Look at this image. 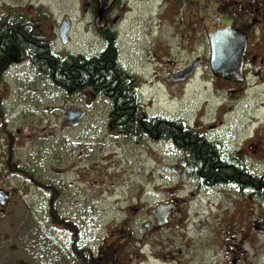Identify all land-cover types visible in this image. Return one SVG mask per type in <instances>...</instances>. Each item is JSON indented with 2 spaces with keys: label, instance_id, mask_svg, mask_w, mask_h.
<instances>
[{
  "label": "rangeland",
  "instance_id": "rangeland-1",
  "mask_svg": "<svg viewBox=\"0 0 264 264\" xmlns=\"http://www.w3.org/2000/svg\"><path fill=\"white\" fill-rule=\"evenodd\" d=\"M6 4L16 6L27 20H38L40 13L46 15L47 22L39 28L61 56L66 53L94 56L104 46L98 33L104 23L99 29L96 24L97 0L94 4L91 0L90 5L85 0H0V13L1 6ZM157 5V1L128 0L117 6L111 2L103 10L106 23L117 32L122 64L138 78V94L147 101V112L210 130V137L221 143L223 153L240 149V157L246 159L250 171L264 169V80L256 77L259 73L256 63L248 66L244 84L226 86L215 78L212 81L209 79L212 75L202 67L207 48L200 32L190 35L183 16L168 12L171 8L164 3ZM66 17L70 32L68 42L62 44L58 29ZM195 59L203 63L188 81L171 78L170 74L175 75ZM22 70L24 73L19 72V77L13 78L10 69L6 78V108L14 112L21 130L18 141L23 147L15 159L29 170L40 167L47 172L46 176L66 183L69 211L61 210L60 215L84 219L82 244L87 253L94 252L96 247L104 249V245L98 244L102 237L107 243L112 241L113 229L123 227L119 222L128 214V206L148 209L175 198L185 202L163 236L200 237L199 243L203 245L210 237L204 229L207 224L209 227L211 218L220 223L216 217H229L233 221L238 214L245 221L244 232L249 238L251 227L258 220L253 196L228 191L222 198L226 210L211 216L205 199L199 200L190 193L194 184L185 181L183 186L174 175L173 168L181 159L175 149L168 144L113 137L114 133L107 129L110 105L102 97L66 95L34 70ZM60 107L81 109L85 116L76 126L69 125L61 117ZM36 150L41 151L40 156H36ZM162 173L166 174L165 182L158 180ZM6 184L16 194L9 214L0 217V264H79L68 256L65 233L51 228L46 214L21 207L23 201L28 205L34 202L33 192L28 187L24 191L17 179ZM238 200L244 202L245 208L232 209ZM137 212L131 213L132 224L139 227L137 236H140L144 231L139 223L145 217L142 211L139 215ZM177 224L180 227H175ZM187 225H190L187 230L179 229ZM111 247L113 244L107 248L110 252ZM131 262L124 259L112 264Z\"/></svg>",
  "mask_w": 264,
  "mask_h": 264
},
{
  "label": "flooded vegetation",
  "instance_id": "flooded-vegetation-1",
  "mask_svg": "<svg viewBox=\"0 0 264 264\" xmlns=\"http://www.w3.org/2000/svg\"><path fill=\"white\" fill-rule=\"evenodd\" d=\"M127 1L128 0H112V4L117 6L118 4L125 3ZM136 1L150 2L151 0ZM90 2L91 0H85L86 4L90 5ZM92 3L94 4V0H92ZM163 3L171 8V10L167 9L168 12L173 11L178 13L180 16H183L186 27H188L189 32L191 33L190 35H194L196 33L199 34L200 32L205 40L207 48V55L204 62L205 65L202 66L201 63H203V61L195 59L191 64H188L186 67L181 68L175 73V75H183V78L179 79L181 82L184 83L188 81L196 74L199 67L202 66L205 71L212 75L209 78L212 79V81H214L215 78L221 85H241L247 81L248 66L253 63H256V68H259V73L256 77L260 76L262 80H264V0H183L182 3H177L175 0H162L160 5ZM95 5L98 6L97 15L98 17L101 15V22L103 21L105 26V12L103 11L99 13L101 0H97V4ZM1 7L3 10L0 15H8V18H13L15 20L14 22L19 25V19L22 16V13L17 11V7L10 4H6ZM162 9H166L165 6H163ZM26 21L40 23L35 19H26ZM42 25L44 26L45 24L43 23ZM223 33H226V36L235 37L236 41H239L240 44L244 45L241 82L237 80H227L219 73H215L212 70V43L214 40L220 41V34ZM231 42L234 43L235 40ZM25 62L26 61L22 62L13 60L9 64L3 80H0V217L9 214L12 199L16 194L14 193V190L7 186L6 182H9L12 179H17L22 182L24 191H26V187H28L29 190L33 192L32 199L34 202L28 205L26 201H23L21 207L26 211H39L42 214H46L48 225L51 228L60 229L65 233L67 238L68 256L74 261H77L79 264H85L82 260L83 257H87L88 264H100L101 262L104 264H112L115 260L120 262V260L124 261V259L128 262L133 261L131 262L133 264H136L137 262H141L140 264H264L263 167L259 170L254 169L253 171H250L251 169L247 167L246 159L244 157H240V149L239 151H234V153H223V146L220 142L210 137V130L197 125L190 126L182 119H169L166 117L150 115L146 110L147 101H143L142 97L138 95L146 116L155 119L178 122L182 127L180 130L181 135L182 133H186L188 135L186 137L194 140L193 143L200 140L201 143L206 142L215 144L219 150V160L222 163H231L236 168L241 170L248 168L251 173L249 180L252 179L251 177H254L257 186L246 187L243 182L240 184L241 182L230 180H227L226 183L213 184L216 179L212 181L209 177L210 175L208 171L202 169L197 171L194 167H192L191 164L193 155L191 148L187 146V144L179 145L175 143L174 140L161 141L158 140V137L135 140L130 136L121 135L113 131L109 122L113 105L105 95L102 93H96L93 90H85L83 95L102 97V99L107 101L110 105L107 129L111 134L114 133L113 137L121 140L126 139L129 142H141L146 140L168 144L172 147V149H175L181 154V159L177 163L178 165H175L174 168L172 167L174 175L181 180V184H183V186H185V181L192 182L194 184L195 189L190 193L194 197L197 195L199 200L205 199V203L209 204V208L212 210V213H210L211 216L215 214L218 216L223 210H226L223 206L222 198L228 193V191H231L233 193L240 194L243 197H246L248 194L253 196L254 203H257L258 205V209L257 205L255 207V214H258V220L254 223L255 225L253 224L254 227H251V230L253 229L252 233L248 236L249 238H247L246 233L244 232L246 230L245 221L242 222L238 214L233 217V221H231L229 217H226L225 219L222 217H216L217 220L220 219V223H216L217 221L211 218L209 227L207 224L205 226L206 229H204V233L210 235V237H208L205 244L202 245L199 243L200 237H181L171 239L162 235L172 225L174 216L180 213L181 204L185 201L175 198L158 203L157 205L163 204L172 206V211L167 218V222L161 225L158 224V218L151 212L157 205L148 209H144L143 207L128 206V214H126L119 222L123 225V227L113 229L114 237L112 241L107 243L104 241V237H102L99 239L98 244L100 246L104 245V247H102L104 249L101 250L96 247L94 252L87 253L82 244L83 230L85 227L84 219H75V217H72L73 219H71L69 215L67 217L60 215L61 210L66 212L69 211V189L67 188L66 183L63 180H55L46 176L47 172L41 170L40 167H36V169L34 167L29 170L28 168L21 166L15 159L20 154L19 150L23 147L18 141L21 135V130L20 126L16 125V118L13 117L14 112H10L6 108V94L8 92L6 75H9V70L12 69L14 74L10 73V75L13 78L19 77L16 70L19 71L20 68H23ZM28 62L29 65L26 66L27 71H29V69L33 71L30 61ZM190 69L192 70L188 73V70ZM172 75L173 74H170V76ZM133 80L136 85L135 89L138 93L140 88V85L137 82L138 78L133 75ZM231 95L232 94L230 93L229 96ZM61 109L67 108L60 107L58 109L61 117L64 119V113H62ZM84 116L85 111H83V116L80 120H82ZM8 117H12V119H8ZM41 132L45 133V129H42ZM52 136V134L48 135V137L51 138ZM177 139L180 140L178 137ZM35 154L36 156H40L41 151L36 150ZM162 170H164V168ZM158 176H160L158 179L159 181L165 182L167 180L166 174L162 173ZM151 177L152 176H149V178ZM199 196L201 197L199 198ZM241 207L245 208V204L244 202H239L238 200L232 209ZM137 210V215H139L142 211L145 217L143 219V223H139L144 231L140 236H137V230H139V227H137L135 223L134 225L132 224L133 218L131 213H135ZM228 210L229 208H227V215L230 214ZM54 212L58 215L57 218L59 222H61L60 224L57 222L54 224ZM189 226L187 225L179 229L185 231L183 229L187 230ZM175 227L178 228L180 226L177 224ZM111 244H113V247H111L112 251L110 252L107 248ZM186 250H188V252H186ZM190 253L192 254L191 256Z\"/></svg>",
  "mask_w": 264,
  "mask_h": 264
},
{
  "label": "trees",
  "instance_id": "trees-1",
  "mask_svg": "<svg viewBox=\"0 0 264 264\" xmlns=\"http://www.w3.org/2000/svg\"><path fill=\"white\" fill-rule=\"evenodd\" d=\"M38 16L41 24L26 21L22 15L17 25L8 15H0V80H3L13 60L30 61L37 76L50 81L66 95L81 94L85 90L105 95L113 105L109 117L110 126L118 134L135 140L158 137L161 141L174 140L179 145L187 144L193 155L192 167L197 171H208L210 179H216L213 184L230 180L240 184L243 182L246 187L257 186L254 177L249 180L251 173L248 168L241 170L231 163H222L215 144L201 143L200 140L193 143L194 140L186 137V133L181 135L182 127L178 122L155 119L144 114L133 75L120 60L117 32L109 23L98 30L104 41L100 53L91 57L74 53L61 56L52 49L51 42L39 28V25L46 23V15L40 13ZM57 216L54 212V224L61 223ZM82 260L88 264L87 257Z\"/></svg>",
  "mask_w": 264,
  "mask_h": 264
},
{
  "label": "water",
  "instance_id": "water-1",
  "mask_svg": "<svg viewBox=\"0 0 264 264\" xmlns=\"http://www.w3.org/2000/svg\"><path fill=\"white\" fill-rule=\"evenodd\" d=\"M112 0H106L105 3L101 2L99 13L103 12L111 4ZM97 27L101 28V15L97 21ZM59 39L62 44L68 42V34L70 32V22L65 18L58 29ZM226 33L220 34V41L214 40L212 43V57L211 67L215 73H219L227 80L242 81V56L244 52V45L236 41L235 37L226 36ZM235 40L234 43L231 41ZM192 69L188 70V73ZM183 75H172V79H182ZM64 113V120L67 124L76 126L78 121L83 116L82 110L75 109H61ZM172 211V206L159 204L151 212L158 218V224H165L167 218Z\"/></svg>",
  "mask_w": 264,
  "mask_h": 264
}]
</instances>
